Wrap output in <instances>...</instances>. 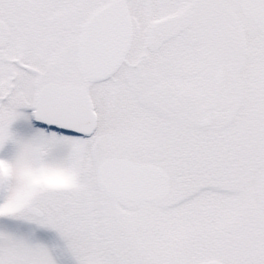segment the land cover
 I'll return each mask as SVG.
<instances>
[{"label":"snow or ice","instance_id":"1","mask_svg":"<svg viewBox=\"0 0 264 264\" xmlns=\"http://www.w3.org/2000/svg\"><path fill=\"white\" fill-rule=\"evenodd\" d=\"M0 264H264V0H0Z\"/></svg>","mask_w":264,"mask_h":264}]
</instances>
